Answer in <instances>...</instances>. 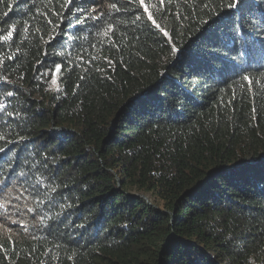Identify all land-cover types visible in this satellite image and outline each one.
I'll return each mask as SVG.
<instances>
[{"label":"trees","instance_id":"16d2710c","mask_svg":"<svg viewBox=\"0 0 264 264\" xmlns=\"http://www.w3.org/2000/svg\"><path fill=\"white\" fill-rule=\"evenodd\" d=\"M145 5L0 0V264H264V0Z\"/></svg>","mask_w":264,"mask_h":264},{"label":"snow or ice","instance_id":"6c2138e0","mask_svg":"<svg viewBox=\"0 0 264 264\" xmlns=\"http://www.w3.org/2000/svg\"><path fill=\"white\" fill-rule=\"evenodd\" d=\"M139 3L141 4V6L144 7V11H145V12H148V11H149V10H148V7L145 5V0H139ZM161 3H163V0H161ZM234 6H235L234 3H230V4H229V7H234ZM112 7L115 8V5L113 4ZM148 18H149V20H152V19H153V17H152L151 14H149ZM60 67H61V65H59V64L56 65V71H57V72L60 70ZM244 79H245V80H249L248 77H244ZM53 83H55V80H53Z\"/></svg>","mask_w":264,"mask_h":264},{"label":"rangeland","instance_id":"374dc122","mask_svg":"<svg viewBox=\"0 0 264 264\" xmlns=\"http://www.w3.org/2000/svg\"><path fill=\"white\" fill-rule=\"evenodd\" d=\"M6 233V231H4V226L3 225H0V233Z\"/></svg>","mask_w":264,"mask_h":264}]
</instances>
